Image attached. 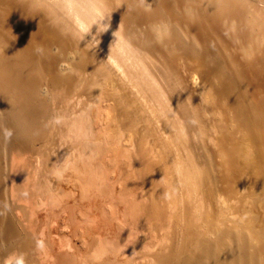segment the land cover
Segmentation results:
<instances>
[{
	"label": "bare ground",
	"instance_id": "obj_1",
	"mask_svg": "<svg viewBox=\"0 0 264 264\" xmlns=\"http://www.w3.org/2000/svg\"><path fill=\"white\" fill-rule=\"evenodd\" d=\"M0 264H264V0H0Z\"/></svg>",
	"mask_w": 264,
	"mask_h": 264
},
{
	"label": "rangeland",
	"instance_id": "obj_2",
	"mask_svg": "<svg viewBox=\"0 0 264 264\" xmlns=\"http://www.w3.org/2000/svg\"><path fill=\"white\" fill-rule=\"evenodd\" d=\"M142 251V250H141ZM140 252V251H139Z\"/></svg>",
	"mask_w": 264,
	"mask_h": 264
}]
</instances>
